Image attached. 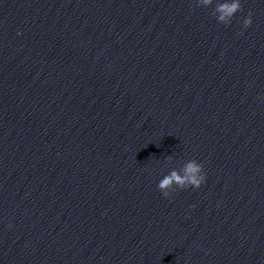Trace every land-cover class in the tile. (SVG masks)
<instances>
[{"label":"clouds","instance_id":"clouds-1","mask_svg":"<svg viewBox=\"0 0 264 264\" xmlns=\"http://www.w3.org/2000/svg\"><path fill=\"white\" fill-rule=\"evenodd\" d=\"M198 5L211 6L214 0H197ZM242 10L240 0H224L216 3L214 15L218 22L229 25L234 15ZM247 28L252 24L251 14L243 21ZM171 160V157L167 158ZM206 181L203 165L195 159L186 162L179 170L173 169L169 174L163 176L157 187L164 197H169L176 189H187L189 187L199 189Z\"/></svg>","mask_w":264,"mask_h":264}]
</instances>
